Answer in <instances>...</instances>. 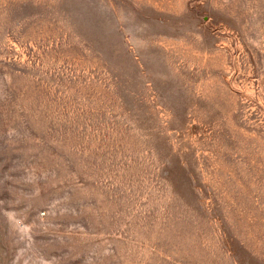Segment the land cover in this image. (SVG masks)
<instances>
[{"label": "rangeland", "instance_id": "374dc122", "mask_svg": "<svg viewBox=\"0 0 264 264\" xmlns=\"http://www.w3.org/2000/svg\"><path fill=\"white\" fill-rule=\"evenodd\" d=\"M0 264H264V0H0Z\"/></svg>", "mask_w": 264, "mask_h": 264}]
</instances>
